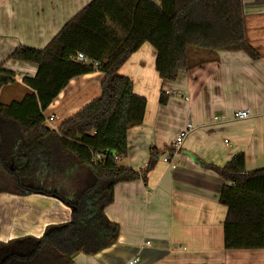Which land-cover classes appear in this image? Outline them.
Here are the masks:
<instances>
[{
	"label": "trees",
	"instance_id": "obj_1",
	"mask_svg": "<svg viewBox=\"0 0 264 264\" xmlns=\"http://www.w3.org/2000/svg\"><path fill=\"white\" fill-rule=\"evenodd\" d=\"M156 50L163 81L193 65L190 47L260 53L247 37L243 0H91L43 48L16 47L10 58L36 65L25 75L21 99L0 101V193L43 194L72 210L69 221L48 225L42 236L0 241V264H74L117 243L120 224L106 208L121 182L147 181L164 151L152 149L146 167L120 166L128 154V131L143 123L147 98L135 92L121 67L143 44ZM99 63H84L77 52ZM96 70L104 73L101 95L58 129L44 112L69 82ZM16 73L0 66V91ZM169 95L162 90L159 102ZM225 180L219 201L226 206L227 250L264 248V168L247 171L239 152L223 167L206 165Z\"/></svg>",
	"mask_w": 264,
	"mask_h": 264
},
{
	"label": "crops",
	"instance_id": "obj_2",
	"mask_svg": "<svg viewBox=\"0 0 264 264\" xmlns=\"http://www.w3.org/2000/svg\"><path fill=\"white\" fill-rule=\"evenodd\" d=\"M90 1L0 0V66L16 73V83L5 87L7 102L24 96L23 77L37 70L10 58L12 51L20 45L45 47ZM243 9L258 59L244 51L190 47L193 66L163 81L155 68L156 50L145 43L121 67L135 92L147 98V109L143 123L129 129L128 154L119 165L139 170L153 148L164 152L146 182L116 185L115 200L105 211L121 226L117 243L95 256L80 253L74 264H127L135 256L136 264H264V248L225 249L227 208L219 198L226 180L206 166L223 167L243 152L247 171L264 168V0H243ZM104 76L96 70L73 78L44 112L45 124L58 129L98 98ZM162 90L169 95L166 104L159 102ZM239 109L250 116L236 118ZM189 123L193 130L175 152L171 144ZM167 154L172 164L164 160ZM71 217V208L56 197L0 193V241L40 237L48 225Z\"/></svg>",
	"mask_w": 264,
	"mask_h": 264
},
{
	"label": "built area",
	"instance_id": "obj_3",
	"mask_svg": "<svg viewBox=\"0 0 264 264\" xmlns=\"http://www.w3.org/2000/svg\"><path fill=\"white\" fill-rule=\"evenodd\" d=\"M76 60L84 62V63H93V65L95 67L99 66L98 62L93 61L92 59H90L89 57H87L83 52L79 51L76 53L75 57ZM234 116L236 118H240V119H245L248 118L250 116V111L248 109H239L237 111L234 112ZM220 118H222L221 116H215V120H220ZM50 120H53V117L51 116L49 118ZM193 130V126L191 123L187 124V126L181 130L179 132V134L176 136V138L174 139L173 143L171 144V146L173 147V149L176 151H178L181 148V145L183 144L185 138L190 134V132ZM164 160L167 163L172 164V160L170 158V155H166L164 157ZM173 166H175L173 164ZM147 244H149V242H147ZM139 256H135L134 258L130 259L127 264H136L139 261Z\"/></svg>",
	"mask_w": 264,
	"mask_h": 264
},
{
	"label": "rangeland",
	"instance_id": "obj_4",
	"mask_svg": "<svg viewBox=\"0 0 264 264\" xmlns=\"http://www.w3.org/2000/svg\"><path fill=\"white\" fill-rule=\"evenodd\" d=\"M7 89V88H6ZM7 100L8 99H6V97H5V87L0 91V101L1 102H7ZM147 242H149V244L152 242V240L151 239H149V241H147ZM101 252V251H100ZM99 253V252H98ZM86 255V254H85ZM95 255H97V254H93V255H88V256H95Z\"/></svg>",
	"mask_w": 264,
	"mask_h": 264
}]
</instances>
